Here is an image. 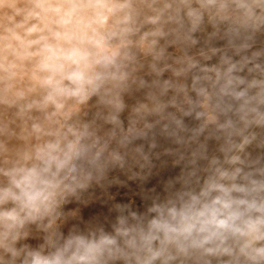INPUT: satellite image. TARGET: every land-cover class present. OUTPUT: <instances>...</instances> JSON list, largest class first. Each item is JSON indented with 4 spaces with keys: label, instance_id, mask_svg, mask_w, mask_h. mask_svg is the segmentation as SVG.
<instances>
[{
    "label": "clouds",
    "instance_id": "clouds-1",
    "mask_svg": "<svg viewBox=\"0 0 264 264\" xmlns=\"http://www.w3.org/2000/svg\"><path fill=\"white\" fill-rule=\"evenodd\" d=\"M161 139L163 198L64 211ZM0 264H264V0H0Z\"/></svg>",
    "mask_w": 264,
    "mask_h": 264
},
{
    "label": "rangeland",
    "instance_id": "rangeland-1",
    "mask_svg": "<svg viewBox=\"0 0 264 264\" xmlns=\"http://www.w3.org/2000/svg\"><path fill=\"white\" fill-rule=\"evenodd\" d=\"M233 59L238 60L239 57L234 56ZM204 63L208 66L217 65L219 63V56L213 57L211 60ZM244 74H246V70L245 73H241V75ZM168 75L169 74L166 73L165 78H167ZM140 95L139 93L136 94L137 98H139ZM125 100L129 106L135 102L134 99L127 96ZM128 115L129 109H126L121 115V119L124 121L125 126H127L128 123ZM186 123L193 122L186 118ZM160 144L161 147L155 149L150 157L153 166V174L146 181H141L139 178H131L133 172H140L138 166L134 167L131 171H113L110 173L109 177L110 180L114 181L113 183L106 184L104 187L93 185L87 192L83 193L82 199L89 200L88 204L85 205L72 198L69 203L64 205V211L78 210L84 222H100L104 224L106 230L109 231L111 230L110 225L114 222L117 215L113 210L114 204H131L133 210L144 212L146 207L151 203L150 199H146L145 197L158 194L163 198L165 195V184L169 180H175L181 173V167H173L172 165L174 157L164 154V148L170 146L168 142L161 139ZM212 148L214 149V145ZM215 154L221 155L220 153ZM176 187H179L178 183ZM152 189H155V191H150ZM67 228L68 226L64 228L65 233L67 232ZM29 243L35 245L38 241L31 240Z\"/></svg>",
    "mask_w": 264,
    "mask_h": 264
}]
</instances>
